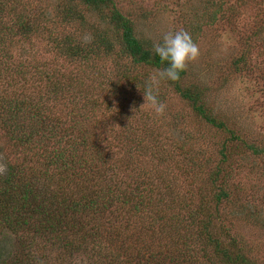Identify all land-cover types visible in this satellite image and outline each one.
Segmentation results:
<instances>
[{"label":"rangeland","instance_id":"374dc122","mask_svg":"<svg viewBox=\"0 0 264 264\" xmlns=\"http://www.w3.org/2000/svg\"><path fill=\"white\" fill-rule=\"evenodd\" d=\"M113 2L147 43L159 41L169 30L184 29L191 34L200 56L187 64L182 83L197 87L205 105L228 131L196 116L171 81L162 82L159 88V99L166 105L163 115L142 106L145 82L155 68L132 65L129 57L104 55L93 61V67H85L86 62L67 57L63 43L57 49L54 37L63 42L70 35L75 43L85 45L96 29L107 27L109 8L89 9L80 0H0V164L27 159L22 163L28 171L43 172L41 160L35 155L28 162L32 154L17 147L11 136L18 134L12 127L15 104L35 103L42 113L37 119L40 124L49 123L47 115L63 129L74 126V139L83 136L78 129L108 152L110 162L104 170L110 178L108 184L128 189L138 183L144 187L141 178L145 175L144 193L148 195L144 197L146 206L128 223L131 229H124L123 217H118L116 228L95 236L99 247L92 243L85 246L75 238L73 245L66 247L65 240L55 233L30 227L15 234L0 224V262L17 264L10 254H22L24 264H149L178 241L177 228L159 231L162 215L169 219L176 214L180 226H186L189 220L184 206L190 199L197 203L200 190L211 197L212 186L207 180L224 147L230 154L226 172L233 199L218 207L216 225L227 229L222 232L247 252L251 263L264 264V0ZM66 10L71 15L63 20ZM35 29L43 31L34 34ZM123 68L135 76L133 81L121 76ZM52 72L58 78L48 81L45 73ZM68 81L82 92L53 95L48 89L53 83ZM102 101L109 108L99 106ZM22 113L19 125L30 134L29 128L39 127L30 118L36 111L27 108ZM47 136L43 132L36 137L49 149L65 143ZM135 144L139 145L136 149ZM166 183L174 186L183 206L168 202L170 206L159 211L153 207L159 199L157 192L161 193ZM141 219L146 230L142 229L143 237L138 238L135 226ZM168 227L166 224V230ZM187 228L181 231L189 237ZM195 249L197 264H219L208 263L197 246Z\"/></svg>","mask_w":264,"mask_h":264},{"label":"trees","instance_id":"16d2710c","mask_svg":"<svg viewBox=\"0 0 264 264\" xmlns=\"http://www.w3.org/2000/svg\"><path fill=\"white\" fill-rule=\"evenodd\" d=\"M80 1L89 9L99 11L109 8V14H105L107 16V27L96 29L92 39L85 45L75 43L74 38L70 35L63 42L55 37L52 38L57 44V49L62 46V43L64 44L67 57L71 60L78 59L86 62L85 67H93V61L99 55L114 56V58L119 59L129 57L132 65L155 69L166 66L154 55L152 51L153 43L150 41L147 43L137 36L133 21L115 6L113 0ZM67 11H64V14L62 12L61 18L63 20L71 15ZM48 29L44 28V31L50 32ZM42 31L41 29H35L34 34H39ZM51 35L52 33L49 36L51 37ZM121 71L122 77L128 80L132 77V81L134 80L135 76L128 72L126 68ZM184 74L185 70L180 73V78L177 81H171L174 91L181 98L188 101L194 114L204 119L206 124L228 131L225 123L217 118L211 112V109L205 105L201 92L196 89L197 87L183 85ZM45 75L48 81L58 78L55 77L56 75L53 72L50 74L45 73ZM78 87L68 81L67 83H53L48 89L53 90V95L63 92L68 93L70 90L77 93L82 92ZM95 101L97 100L95 99ZM104 102L102 101L99 106L103 104L106 108H109L108 103L105 104ZM27 108L36 111L33 117L30 116V118L35 120L33 121L34 124L39 123V127L29 128L30 134H26L23 126L19 125V118ZM41 115L40 107L35 103L23 105L17 102L14 110L11 111V117L14 118V124L11 125L18 131V134H11L16 142L15 144H17V147L27 148L32 154L28 162L36 155V158L41 160L40 166L44 168L40 174L37 171H28V166L22 163L27 159H23L19 163H6L7 170L0 175L1 226L10 228L15 234L30 227L42 232L49 231L58 235L57 237L63 238L66 247L73 245L74 238L76 240L81 239V244L85 246L87 243L98 246L96 244L98 240L95 241V236L102 237L105 232H108V228H116L114 221H118V217L121 216L123 217V228L131 229L127 228L128 223L138 216V210H142L146 206L144 197L147 198L148 195L144 193V188H146L144 183H147L145 175L141 178L143 180L141 184L144 187H141L138 183L133 188L129 187L128 189L123 186V188L119 187L117 184H108L107 181L110 178L104 174V170L106 163L110 162V157L106 155L108 152H105L98 145V141L84 136V133L78 129L77 131L83 136L79 140L74 139L72 136L74 126L64 127L63 129L59 123L53 124L47 115H44V117L48 119L49 123L42 121L40 124L37 119L40 120ZM8 128L13 132V128ZM43 132H47L48 139L56 137L63 140L64 145L61 147L57 145L55 149H49L46 145H41L39 138L36 136ZM234 139H238V137L234 136ZM138 147L139 145L135 144L134 149ZM253 149L256 152V148ZM226 151L223 147L221 159L218 161L215 171L207 180V184L212 186L209 189L211 197L209 198L207 192L200 190L197 203L190 199L189 204L184 206L185 211L188 212L189 221L187 225L180 226L181 220L176 214L171 215L169 219H165L162 215V226L159 231L168 233L173 228H177L178 241L173 248L163 251L155 260H149V264H197L195 246L199 249L201 257L208 263L253 264L250 262L247 252L242 251L243 249L238 247L235 241L229 240L225 235L226 233H223L228 232L227 229L224 228L225 231H223L220 226L217 227L216 225V221L219 219L218 207L225 201H229L230 198L233 199L227 185L228 173L226 168L230 154ZM50 169L55 171V175ZM160 181L163 182L165 179L162 177ZM162 187L163 191L161 193L157 192L159 199L155 202L153 208L157 207L159 211H162L164 207L168 208L170 206L168 202L183 206L180 205L179 198L172 189L174 186L166 183ZM146 204H149V202ZM139 217L145 216L139 215ZM107 223L109 225H106ZM138 223L140 225L135 226L138 233L134 234L141 238L143 237L141 231L145 229L142 225L145 223L142 219ZM147 223L150 225L148 221ZM166 224L169 225L167 230ZM186 227L189 229V237L181 231ZM68 230H71V232H68ZM123 230L121 234L125 236ZM70 234L73 237L68 239L67 235ZM10 256L12 259L14 258L13 260L17 264H24L22 254L13 256L10 254ZM140 256L141 260H145L143 254H140ZM0 264H6V262L3 261Z\"/></svg>","mask_w":264,"mask_h":264},{"label":"clouds","instance_id":"9594fccd","mask_svg":"<svg viewBox=\"0 0 264 264\" xmlns=\"http://www.w3.org/2000/svg\"><path fill=\"white\" fill-rule=\"evenodd\" d=\"M152 51L160 62L166 65L151 73L142 91L144 103L155 115L164 114L166 105L159 99V88L162 82H175L180 78L188 63L200 56V49L189 32L184 29L169 30L159 41L154 42ZM6 165L0 164V175L6 172Z\"/></svg>","mask_w":264,"mask_h":264}]
</instances>
